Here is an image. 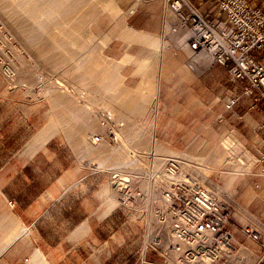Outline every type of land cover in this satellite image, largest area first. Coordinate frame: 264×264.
I'll return each mask as SVG.
<instances>
[{"label":"crops","instance_id":"1","mask_svg":"<svg viewBox=\"0 0 264 264\" xmlns=\"http://www.w3.org/2000/svg\"><path fill=\"white\" fill-rule=\"evenodd\" d=\"M255 3L264 6V0ZM106 5L110 33L103 54L120 63L124 79L133 77L135 57L156 55L163 76L174 58L154 39L162 27L163 0H107ZM200 9L220 14L214 2ZM183 58H174L175 83L161 81L166 85L160 87L161 103L168 110L160 111L156 121L157 138L203 156L232 134L253 156L264 155V102L251 108L246 97L238 108L241 117L233 115L224 103L240 92V85L219 65L198 76ZM16 98L14 89L0 92V264H159L161 257L146 243L129 246V219L117 207L109 171L97 168L111 158L90 139L99 130L98 123L94 128L91 123L96 111H89L87 119L79 107L69 106L59 126L38 116L36 101ZM22 129L31 134L22 138ZM231 170L220 173L222 185L238 193L227 227L241 244L242 263L264 264L258 243L240 231L250 225L264 240V156L248 177ZM117 222L126 228L122 237Z\"/></svg>","mask_w":264,"mask_h":264},{"label":"rangeland","instance_id":"2","mask_svg":"<svg viewBox=\"0 0 264 264\" xmlns=\"http://www.w3.org/2000/svg\"><path fill=\"white\" fill-rule=\"evenodd\" d=\"M106 3L107 0H0V92L6 87L16 91V102L36 101L38 116L42 115L50 123L58 122L59 126L62 125L63 114L69 106L79 107L81 117L85 114L87 119L89 111L111 112L124 122V139L119 143V149L115 150L101 144L103 155L111 160L107 159L106 163L98 164V169L108 171L109 167L117 166L118 170L129 172V147L152 148L163 154L186 155L203 166L199 171L203 184L231 207L232 218V204L238 193L233 187L226 188L222 185L220 173L233 168L230 172L239 169V177H248L247 173L255 164L245 160H253L256 156L240 141H235V155L229 157L221 144L225 137L216 144L211 153L203 156L173 149L157 138L156 121L160 111L168 110H164L165 107L162 106L161 102L164 100L160 87L175 83L178 76L174 68L175 59L183 55L182 62L185 66V54L163 48L159 33L154 39L160 43V50L175 58L170 59L169 69L161 76L158 56H137L133 60V77L124 79L120 72V63L102 52L103 43L110 33L106 23ZM208 3L213 2H206L202 6ZM52 5L59 9L55 11ZM44 47L47 49L43 50ZM2 65L8 67L7 75L3 72ZM207 70L193 73L201 76ZM162 80L165 84L161 85ZM170 96L173 97L174 94L167 95ZM136 106L142 108V115L131 108ZM2 117L7 116L2 114ZM91 118L94 128L97 120L95 115ZM30 134L28 130L22 129V138H27ZM241 152L244 153L243 157H240ZM205 166H209V169H205ZM108 184L110 187V183ZM111 191L116 199L114 191ZM117 207L129 219V246H143L146 243L148 222L141 219L131 220L128 210L118 203ZM5 212L8 213V210ZM117 224L118 234L122 237L126 228L120 222ZM148 249L158 254L151 248Z\"/></svg>","mask_w":264,"mask_h":264},{"label":"built area","instance_id":"3","mask_svg":"<svg viewBox=\"0 0 264 264\" xmlns=\"http://www.w3.org/2000/svg\"><path fill=\"white\" fill-rule=\"evenodd\" d=\"M255 1L163 0V48L182 51L186 68L195 73L213 65L223 67L228 79L240 85V92L224 103L237 117L244 98L251 108L264 102V6ZM206 2H214L220 14L203 13L200 7ZM2 68L9 72L7 66ZM95 118L99 130L91 133V142L119 149L124 122L106 110L96 111ZM260 128L264 132V111ZM235 141L239 140L229 134L221 142L229 157L235 155ZM127 153L129 172L109 167L110 187L131 220L148 222L146 245L159 254L160 264H243L238 253L241 244L227 227L231 207L203 184L201 164L183 154L152 148L129 147ZM263 156L245 161L256 164ZM241 233L258 243V259L264 262L260 231L244 225Z\"/></svg>","mask_w":264,"mask_h":264},{"label":"bare ground","instance_id":"4","mask_svg":"<svg viewBox=\"0 0 264 264\" xmlns=\"http://www.w3.org/2000/svg\"><path fill=\"white\" fill-rule=\"evenodd\" d=\"M62 1H64V0H62ZM53 4H54V3H53ZM52 8H54L55 11H56L57 9H59L56 5H54V6L52 5ZM88 9H89V8H88ZM45 43H46V42H45ZM42 46H43V45H42ZM46 47L48 48V46H46ZM46 47H44L43 50H45ZM47 48H46V49H47ZM37 50H38V49H37ZM40 54H41V53H40ZM47 54H48V53H47ZM108 59H109V58H108ZM76 68H78V67H76ZM77 70H78V69H77ZM141 82H142V81H141ZM137 84H138V83H137ZM137 84H136V85H137ZM139 86H140V85H139ZM136 92H137V91H136ZM131 108L134 109V110H136L137 113H139V114H141V115L143 114V110H142L141 107L136 106V107H131ZM152 124H153V121H152ZM151 136H152V135H151ZM230 142H231V141H230ZM234 144H235V142H234ZM226 151H227V150H226ZM227 153H228V152H227Z\"/></svg>","mask_w":264,"mask_h":264}]
</instances>
